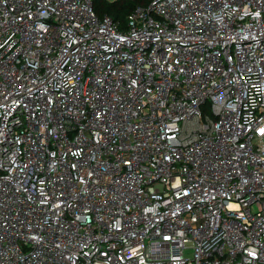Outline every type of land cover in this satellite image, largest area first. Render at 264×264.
<instances>
[{
  "label": "built area",
  "instance_id": "obj_1",
  "mask_svg": "<svg viewBox=\"0 0 264 264\" xmlns=\"http://www.w3.org/2000/svg\"><path fill=\"white\" fill-rule=\"evenodd\" d=\"M0 264H264V0H0Z\"/></svg>",
  "mask_w": 264,
  "mask_h": 264
},
{
  "label": "trees",
  "instance_id": "obj_2",
  "mask_svg": "<svg viewBox=\"0 0 264 264\" xmlns=\"http://www.w3.org/2000/svg\"><path fill=\"white\" fill-rule=\"evenodd\" d=\"M151 0H123L120 2H108L106 0H92L93 7L99 16L107 13L113 18L119 19L125 26L126 16L135 5H146Z\"/></svg>",
  "mask_w": 264,
  "mask_h": 264
},
{
  "label": "rangeland",
  "instance_id": "obj_3",
  "mask_svg": "<svg viewBox=\"0 0 264 264\" xmlns=\"http://www.w3.org/2000/svg\"><path fill=\"white\" fill-rule=\"evenodd\" d=\"M204 111L210 113V108H209V106H204Z\"/></svg>",
  "mask_w": 264,
  "mask_h": 264
}]
</instances>
